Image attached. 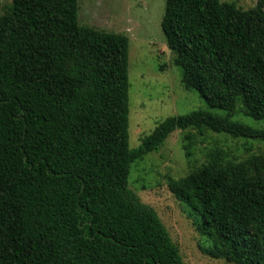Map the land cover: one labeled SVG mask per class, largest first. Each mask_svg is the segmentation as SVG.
Here are the masks:
<instances>
[{
	"label": "trees",
	"instance_id": "1",
	"mask_svg": "<svg viewBox=\"0 0 264 264\" xmlns=\"http://www.w3.org/2000/svg\"><path fill=\"white\" fill-rule=\"evenodd\" d=\"M77 0H12L0 16V264H184L131 165L175 131L264 142V0H166L161 28L182 83L210 109L162 121L129 147V40L82 26ZM210 161L171 190L207 253L264 264V154Z\"/></svg>",
	"mask_w": 264,
	"mask_h": 264
},
{
	"label": "rangeland",
	"instance_id": "2",
	"mask_svg": "<svg viewBox=\"0 0 264 264\" xmlns=\"http://www.w3.org/2000/svg\"><path fill=\"white\" fill-rule=\"evenodd\" d=\"M250 10L258 0H222ZM12 0H0V16ZM166 0H77L78 22L99 31L128 38L129 147L138 148L165 119L196 111L226 116L210 109L200 95L187 90L181 69L175 65L161 22ZM241 101L232 118L255 129L264 130V121H256L241 112ZM225 152L229 160H241L264 154V142L233 138L211 130L175 131L157 152L149 153L131 165L129 188L140 201L151 207L178 247L184 264H229L208 253L212 243L197 228L196 215L171 190V184L207 164L211 151Z\"/></svg>",
	"mask_w": 264,
	"mask_h": 264
}]
</instances>
